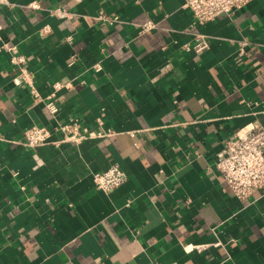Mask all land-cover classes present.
<instances>
[{
	"label": "crops",
	"instance_id": "obj_1",
	"mask_svg": "<svg viewBox=\"0 0 264 264\" xmlns=\"http://www.w3.org/2000/svg\"><path fill=\"white\" fill-rule=\"evenodd\" d=\"M11 1L0 12V264H264V192L239 200L215 167L238 129L264 126V0L206 22L185 0ZM200 35L208 46L196 50ZM3 41L28 57L39 99ZM56 81L71 87L56 92L54 117ZM73 119L107 134L17 142ZM115 164L127 179L104 192L93 174Z\"/></svg>",
	"mask_w": 264,
	"mask_h": 264
},
{
	"label": "built area",
	"instance_id": "obj_2",
	"mask_svg": "<svg viewBox=\"0 0 264 264\" xmlns=\"http://www.w3.org/2000/svg\"><path fill=\"white\" fill-rule=\"evenodd\" d=\"M250 0H185L184 7L189 9L195 20L206 22L215 19L222 13L233 14L245 6ZM11 0H0V12L5 7L13 6ZM31 5H35L32 3ZM51 14L59 18H71L73 12L66 8L57 7L51 10ZM104 17V14H101ZM156 27V23L148 20L140 25V31L145 32ZM3 25L0 22V39L2 40ZM51 31L50 25H44L40 35L45 36ZM194 48L201 50L208 46L207 40L200 35ZM247 40L239 42L238 54L240 57L246 53ZM2 50L8 52L10 62L17 71V78L31 88L34 98L39 99V93L35 87V75L29 67L28 57L19 51L18 45L3 41ZM96 71L102 69L98 62L93 65ZM70 82L56 81L51 85L52 91L47 96L46 107L52 116L56 117L59 105L56 92L62 88H70ZM107 134L106 131H92L86 126H81L78 120L58 122L52 127L34 124L26 128L22 138L17 141L26 147H38L45 144L59 145L65 142L79 143L82 140ZM0 140L10 141L1 131ZM12 141V140H11ZM215 167L222 175L223 181L228 186L230 193L243 201L254 192H264V126L257 123H249L238 129L234 135L228 138L219 150L215 158ZM97 188L104 192H110L120 186L127 179L126 172L117 164L105 171L93 174ZM200 248L201 245H195Z\"/></svg>",
	"mask_w": 264,
	"mask_h": 264
}]
</instances>
